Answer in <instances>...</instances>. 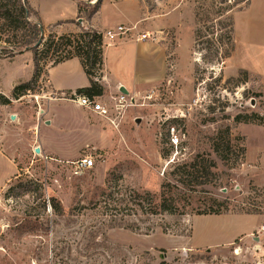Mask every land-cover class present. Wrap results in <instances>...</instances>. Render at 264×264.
<instances>
[{
  "label": "rangeland",
  "instance_id": "374dc122",
  "mask_svg": "<svg viewBox=\"0 0 264 264\" xmlns=\"http://www.w3.org/2000/svg\"><path fill=\"white\" fill-rule=\"evenodd\" d=\"M140 1L151 16L120 25L135 30L115 44L150 34L154 39L142 43L163 49L164 78L132 94L103 88L100 100L110 105L114 97L128 95L130 106L119 115L118 128L64 102L62 133L54 127L52 146L61 153L70 150L66 159L36 156L28 138L31 123L10 125L23 170L0 186V264H264V0ZM79 3L87 12L93 7ZM231 22L234 51L228 40ZM248 29L254 49L247 47ZM8 41L15 48L11 37ZM107 59H113V50ZM43 64L50 66L51 59ZM104 69L95 75L98 83ZM32 99L22 102L27 111L39 109L38 98ZM74 118L81 124L75 140ZM173 129L177 145L171 142ZM226 129L234 140L228 163L212 145ZM240 146L246 151L242 159ZM197 156L214 161L216 168L204 186L173 189L182 205L190 204L184 215H142L124 205L114 209L113 201L132 190L153 194L159 202L175 167ZM86 157L93 158L94 168L75 175L74 164ZM218 207L221 217L197 214ZM217 239L232 240L207 246Z\"/></svg>",
  "mask_w": 264,
  "mask_h": 264
},
{
  "label": "crops",
  "instance_id": "0c3cea01",
  "mask_svg": "<svg viewBox=\"0 0 264 264\" xmlns=\"http://www.w3.org/2000/svg\"><path fill=\"white\" fill-rule=\"evenodd\" d=\"M99 1V11L91 20H88L79 14V0H28L30 7L39 16L41 23L45 27H55V31L59 34L78 32L81 27H91L99 33H104L120 25H136L148 20L151 16L145 4L140 0ZM251 25L252 23L249 22V27ZM262 26L264 30V24ZM246 41L248 42L247 47L254 49L249 29ZM156 47L136 40H123L108 45L105 48V69L100 84L104 89L112 90L113 93L116 89L124 88L132 94L138 87L161 81L165 76L166 56H163L161 47ZM110 50H113V59L109 62L107 58ZM154 62L158 64V69L152 68ZM33 77L34 62L31 51H25L13 58H5L0 55V96L11 101L8 105L0 104V186L11 183L18 178L20 170H23L20 166L22 163L21 156L15 147L18 137L17 139L14 138L17 135L11 132L10 125L15 127L14 124L16 123H31L29 130L32 133L28 135V138L35 153L37 148L40 149V153H36V156L49 159L51 158L50 155H57L61 160L66 159V153L71 151L61 153L52 146V137L56 134L55 128L58 129L57 133L63 128L58 120L61 107L67 100L58 99L54 101L56 103H52L48 101L50 100L49 97L77 92L79 89L88 88L91 85V79L86 74L81 62L74 58L55 66H45L44 72L39 78L40 91L18 99L12 98L14 88L30 82ZM33 97L38 98L36 102L39 109L33 106V109L28 108L29 112L22 106V102H33ZM77 108L80 107L77 106ZM83 110L90 112L86 109ZM68 122L71 124V119ZM78 122L75 118L73 119L74 140L78 135H81V124L77 125ZM67 135L70 136V134ZM231 240L225 242L220 239L211 240L207 242V246L218 244L225 246L231 244Z\"/></svg>",
  "mask_w": 264,
  "mask_h": 264
},
{
  "label": "trees",
  "instance_id": "16d2710c",
  "mask_svg": "<svg viewBox=\"0 0 264 264\" xmlns=\"http://www.w3.org/2000/svg\"><path fill=\"white\" fill-rule=\"evenodd\" d=\"M222 3L225 0H220ZM83 3L78 4L79 14L87 12L83 9ZM100 9V1L86 13V18L91 20ZM31 15L36 17V21L31 20ZM55 27H45L37 13L30 7L28 0H0V55L5 58H13L25 51L33 53L34 77L33 79L14 88L12 98L18 99L22 96L34 94L39 89V78L44 72V62L51 59V65L55 66L65 61L77 58L81 62L86 74L91 79L88 88L79 89L77 93L89 97H99L103 93V86L95 80L96 73L104 69L105 46L102 34L95 29L81 27L78 32L59 34ZM229 44L231 51H234L233 23L229 25ZM13 40V48L8 41ZM1 43H8L9 47H1ZM230 57V56H228ZM47 66V65H46ZM10 99L0 96V104H10ZM233 138L229 129L220 132L213 139L214 150L221 160L230 162L229 152L233 144ZM226 147V148H225ZM241 159L244 157L245 149L240 146ZM201 158V159H200ZM216 163L204 157L197 156L191 162L175 167L171 173L172 179L162 186L161 200L150 193H139L132 190L127 198L113 201L114 209L118 210L124 205L131 212H140L142 215H157L159 213L185 214L186 208L190 204L182 205L180 195H174L173 189L180 188L189 192L195 187L207 184L210 176L214 174L213 169ZM215 204V203H214ZM120 206V207H119ZM187 206V207H186ZM219 206V205H218ZM55 211L62 213L60 205L54 206ZM205 213L198 215H221L219 209L209 208ZM136 214V213H134ZM131 230L141 229L137 226L127 225ZM154 231V229H149Z\"/></svg>",
  "mask_w": 264,
  "mask_h": 264
},
{
  "label": "built area",
  "instance_id": "2783aa9c",
  "mask_svg": "<svg viewBox=\"0 0 264 264\" xmlns=\"http://www.w3.org/2000/svg\"><path fill=\"white\" fill-rule=\"evenodd\" d=\"M88 5H96L99 0H82ZM135 30V27H125L118 26L116 29H112L106 31L102 34L103 41H108L109 44L115 43L116 40L126 39L127 37H131L132 32ZM152 36L148 33L139 34L136 38V41L143 42L153 40ZM59 99L67 100L76 106L86 109L103 119H106L110 122L111 125L118 128L121 124L119 120V115L122 114V111L128 108L129 99L128 95L121 94L120 96L114 97V104L110 105L100 100L99 97H89L84 94H79L77 92L63 93L58 96ZM57 99V98H56ZM171 142L173 145H177L179 143V138L177 134H175L174 129L171 136ZM75 166V175L82 173L87 170H91L95 166V162L92 157H86L74 164Z\"/></svg>",
  "mask_w": 264,
  "mask_h": 264
},
{
  "label": "water",
  "instance_id": "95a60500",
  "mask_svg": "<svg viewBox=\"0 0 264 264\" xmlns=\"http://www.w3.org/2000/svg\"><path fill=\"white\" fill-rule=\"evenodd\" d=\"M121 91L126 93V94L128 93V91L126 89H124V88H122ZM36 153H40V149L39 148L36 149Z\"/></svg>",
  "mask_w": 264,
  "mask_h": 264
}]
</instances>
